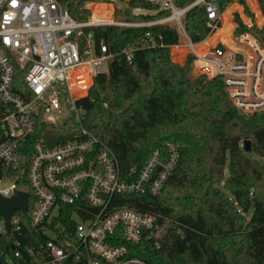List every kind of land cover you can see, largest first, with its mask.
I'll return each mask as SVG.
<instances>
[{"label": "built area", "instance_id": "built-area-1", "mask_svg": "<svg viewBox=\"0 0 264 264\" xmlns=\"http://www.w3.org/2000/svg\"><path fill=\"white\" fill-rule=\"evenodd\" d=\"M141 1L167 14L123 21L110 8L86 6L89 16L78 21L57 0H0V196L27 194L25 209L12 211L8 228L0 216V264H151L130 255L127 245L159 248L172 225L118 205L115 197L157 195L178 161L176 146L167 143L165 153L155 150L137 173L124 175L114 152L82 125V101L115 56L95 41L94 29L170 27L178 35L172 58L190 57L196 77L220 79L239 112L264 111V45L245 9L252 13L258 0ZM195 7L203 8L209 29L199 42L184 28ZM161 39L145 32L124 50L125 60L130 64L135 49ZM181 48L183 55L173 54ZM17 70L24 72L22 93ZM26 224L35 234L24 232Z\"/></svg>", "mask_w": 264, "mask_h": 264}, {"label": "trees", "instance_id": "trees-1", "mask_svg": "<svg viewBox=\"0 0 264 264\" xmlns=\"http://www.w3.org/2000/svg\"><path fill=\"white\" fill-rule=\"evenodd\" d=\"M57 1L75 20L90 14L88 0ZM117 1L122 7L115 14L123 21L167 14H137L156 7L141 0ZM191 1L178 0L177 5ZM258 3L264 18V0ZM184 28L193 42L208 35L203 8L187 12ZM252 30L264 45V23ZM145 32L160 36V44L135 49L129 64L123 52L139 44ZM93 35L115 56L108 74L96 78L82 101L83 127L114 152L124 175L131 169L137 173L155 150L165 153L167 143L179 154L157 195L115 197L118 205L172 222L159 248L151 242L129 244V254L151 264H264V111L239 112L220 79L191 76L190 57L182 65L174 62L169 48L178 43V35L170 27L110 26L94 29ZM23 74L16 72L21 93ZM4 109L0 102V116ZM38 137L33 135L28 147ZM245 140H250L249 153L242 148ZM23 230L35 234L27 224Z\"/></svg>", "mask_w": 264, "mask_h": 264}, {"label": "rangeland", "instance_id": "rangeland-1", "mask_svg": "<svg viewBox=\"0 0 264 264\" xmlns=\"http://www.w3.org/2000/svg\"><path fill=\"white\" fill-rule=\"evenodd\" d=\"M119 1H126L127 2L129 0H119ZM86 6L87 7L89 6V8L90 9H93V10H94L95 7H97V8L105 7V8H108V9L110 8L111 9V12L113 11L114 18L116 20H122V19L116 17V14H115V10L117 8H121L122 7V3L121 2H118L117 0H88ZM246 8H248V7H246ZM250 9L253 10L252 13L251 12L248 13L247 12L248 9H247L246 10V14H247L248 18L252 21L251 31L253 32L252 28H261L262 27V25L264 23V18H263V14H262V11H261V8H260L258 2L255 3V4H252V6H250ZM135 13H137V14L140 13V14L153 15V14H155V10H152V11L137 10V11H135ZM255 16H257L259 18V20H257V18ZM182 49H184V48H181L180 50H177L175 52V54L177 53V54L183 55V50ZM172 60L174 62L178 63V64H181V65L186 61L183 58V56L181 58H178V56H177L176 59L175 58H172ZM191 76L196 77L194 75L193 71H192V66H191ZM225 175H227V170L225 171Z\"/></svg>", "mask_w": 264, "mask_h": 264}, {"label": "water", "instance_id": "water-1", "mask_svg": "<svg viewBox=\"0 0 264 264\" xmlns=\"http://www.w3.org/2000/svg\"><path fill=\"white\" fill-rule=\"evenodd\" d=\"M242 148L245 152L249 153L251 151L250 140L243 141ZM26 197L27 194L22 192L18 193V195L13 199H5L0 196V216L4 220L7 228L12 211L16 209H25Z\"/></svg>", "mask_w": 264, "mask_h": 264}]
</instances>
